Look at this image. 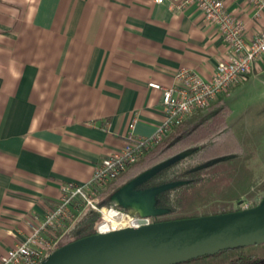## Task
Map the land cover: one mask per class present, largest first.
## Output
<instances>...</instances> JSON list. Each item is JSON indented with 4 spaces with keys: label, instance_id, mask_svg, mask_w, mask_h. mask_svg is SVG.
I'll return each instance as SVG.
<instances>
[{
    "label": "crops",
    "instance_id": "1",
    "mask_svg": "<svg viewBox=\"0 0 264 264\" xmlns=\"http://www.w3.org/2000/svg\"><path fill=\"white\" fill-rule=\"evenodd\" d=\"M222 1L245 38L264 27V12L247 0ZM227 51L196 5L0 0V254L53 207L61 183L88 181L122 148L134 115L135 136L154 133L161 92L148 83L172 85L179 67L208 79ZM258 85L264 57L227 97Z\"/></svg>",
    "mask_w": 264,
    "mask_h": 264
},
{
    "label": "built area",
    "instance_id": "2",
    "mask_svg": "<svg viewBox=\"0 0 264 264\" xmlns=\"http://www.w3.org/2000/svg\"><path fill=\"white\" fill-rule=\"evenodd\" d=\"M163 0H155L162 2ZM257 11L264 12V0H247ZM196 5L205 19L218 28L228 44L225 57L217 62L214 74L204 79L195 71L179 67L173 74L174 83L162 86L155 82L148 86L161 92L163 118L150 136H135L134 115L128 124L124 145L103 158L86 182L65 181L60 195L51 209L42 215H33L28 221L29 232L5 252L0 264H38L59 246L61 237L69 234L85 210L97 215L93 233H107L125 227L147 225L151 216L129 214L102 203L101 195L107 186L128 170L139 158L165 138L175 126L196 112L209 107L214 101L229 95L231 87L241 83L254 63L264 57V27L250 39L245 38V24L227 11L222 0H170L174 10ZM250 202L244 206H250Z\"/></svg>",
    "mask_w": 264,
    "mask_h": 264
},
{
    "label": "trees",
    "instance_id": "3",
    "mask_svg": "<svg viewBox=\"0 0 264 264\" xmlns=\"http://www.w3.org/2000/svg\"><path fill=\"white\" fill-rule=\"evenodd\" d=\"M230 112L226 98L221 97L175 126L107 186L101 195L102 202L124 211L110 201L111 193L154 165L184 154L142 184L146 188L172 185L156 196L157 206L166 212L154 217V221L238 210L241 207L233 205L242 196L250 199L251 206L256 205L264 197V178L261 175L247 178L246 165L239 164L243 147L227 122ZM96 217L93 211L85 210L69 232L72 241L93 234ZM246 248L225 249L178 264H264V256Z\"/></svg>",
    "mask_w": 264,
    "mask_h": 264
},
{
    "label": "water",
    "instance_id": "4",
    "mask_svg": "<svg viewBox=\"0 0 264 264\" xmlns=\"http://www.w3.org/2000/svg\"><path fill=\"white\" fill-rule=\"evenodd\" d=\"M183 155L142 172L111 193L110 201L134 210L139 216L165 213L157 206L156 196L171 184L135 188ZM261 243H264V197L254 206L229 212L93 233L56 248L38 264H178L221 250Z\"/></svg>",
    "mask_w": 264,
    "mask_h": 264
},
{
    "label": "rangeland",
    "instance_id": "5",
    "mask_svg": "<svg viewBox=\"0 0 264 264\" xmlns=\"http://www.w3.org/2000/svg\"><path fill=\"white\" fill-rule=\"evenodd\" d=\"M231 109L227 118L228 124L242 143L243 155L239 164L246 165L249 177L264 178V85L246 92H238L236 96L225 97ZM238 164V165H239ZM239 189V187H235ZM250 199L242 196L237 203L244 206ZM237 203L233 206L236 207ZM97 217L95 218V220ZM73 236L65 234L59 241V246L71 242ZM247 251L264 256V243L246 246Z\"/></svg>",
    "mask_w": 264,
    "mask_h": 264
},
{
    "label": "flooded vegetation",
    "instance_id": "6",
    "mask_svg": "<svg viewBox=\"0 0 264 264\" xmlns=\"http://www.w3.org/2000/svg\"><path fill=\"white\" fill-rule=\"evenodd\" d=\"M144 188H146V187L143 186V185H140V186H138L137 188H135V190H138V189H144ZM249 202H250V201H249ZM250 204H251V202H250ZM115 206H117V205H115ZM117 207L123 209L125 212H127V213H129V214H134V213H135V211L132 210V209H130V208H124V207H122V206H117ZM234 207H235V206H234ZM236 207H240V203H237ZM135 214H136V213H135Z\"/></svg>",
    "mask_w": 264,
    "mask_h": 264
}]
</instances>
